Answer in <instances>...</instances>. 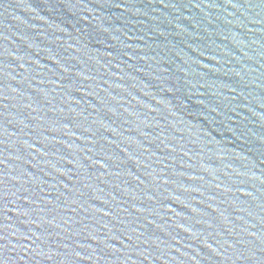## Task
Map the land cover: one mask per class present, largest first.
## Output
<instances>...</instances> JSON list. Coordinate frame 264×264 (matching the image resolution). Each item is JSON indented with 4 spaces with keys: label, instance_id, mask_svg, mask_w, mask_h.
Wrapping results in <instances>:
<instances>
[{
    "label": "water",
    "instance_id": "obj_1",
    "mask_svg": "<svg viewBox=\"0 0 264 264\" xmlns=\"http://www.w3.org/2000/svg\"><path fill=\"white\" fill-rule=\"evenodd\" d=\"M0 264H264V0H0Z\"/></svg>",
    "mask_w": 264,
    "mask_h": 264
}]
</instances>
